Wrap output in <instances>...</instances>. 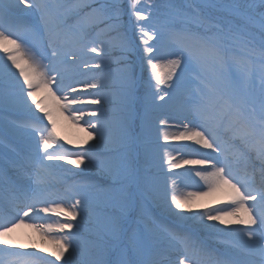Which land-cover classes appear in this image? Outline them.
<instances>
[{
  "label": "snow or ice",
  "instance_id": "snow-or-ice-1",
  "mask_svg": "<svg viewBox=\"0 0 264 264\" xmlns=\"http://www.w3.org/2000/svg\"><path fill=\"white\" fill-rule=\"evenodd\" d=\"M138 4L139 0H130L129 7L137 19L145 54L142 59L152 74L143 95L140 82L127 65L125 54L133 49V42L121 31L120 0H82L79 4L69 0H0V52L6 56L0 57V264L48 261L38 251L22 250L28 246L16 245L8 236L25 218L50 219V213L63 220L41 230L64 235L54 237L56 247L50 255L55 260L48 264L62 260L69 248L75 251L80 247L75 229L80 227L77 217L85 218V214L90 216L91 227L84 241L86 259L82 264H264V0H205L203 7H219L227 13L226 18L215 21L195 4L188 6L191 11L169 5L161 18L153 21L151 7L139 8ZM21 7L34 17L31 24L12 17L13 10ZM84 9L88 11L80 15ZM70 15L77 17L71 25ZM256 25L258 52L257 36L248 30ZM93 30L95 36L90 39ZM29 44L48 60L47 64L37 58ZM115 51L122 55L104 62L103 57ZM85 52L95 54L93 58L100 61L92 66L96 70L111 64L122 67L94 77L91 83L74 80L78 58ZM162 67L166 69L163 73ZM186 78L195 87L183 92L184 116L178 125L183 131L174 135L164 131L163 140L192 141L183 145L193 149L185 154L205 158L177 163L165 152L160 159L170 169L200 166L189 171L195 172L207 192L178 196L172 181L169 200L167 189L153 172L159 149L168 147L159 143L154 113L173 101L174 90ZM53 87L62 93L60 97H55ZM84 89L97 91L86 93ZM102 89L110 91L102 93ZM37 90L47 91L58 103L65 101L59 106L76 122L85 113L73 105L91 107L102 101L115 105L108 119H101L103 111L88 114L99 121L88 122L92 129L88 138L95 134L97 143L78 152L54 149V144L59 149L63 144L55 133L52 111L37 99ZM81 95L98 98L70 99ZM17 110L30 116L20 121L7 115ZM45 118L51 127L44 123ZM159 126L170 127L165 119L159 120ZM5 129L14 134L29 133L35 140L34 148L30 143L18 146L11 142L3 134ZM82 143L87 144V140ZM99 148L108 155H94ZM85 159L104 178L101 183L74 185L67 194L53 190L50 178L58 167L53 162L68 160L79 166ZM214 191H226L229 202L193 211L188 203L193 196ZM137 198L141 208L145 200L164 201L178 219L194 220L208 230L209 239L227 237L221 242L233 258L217 254L189 232L153 227L150 220L145 222L144 235L125 227ZM68 200L72 202L65 207ZM225 217H235V221ZM233 223L243 227H228ZM161 232L165 234L162 242ZM63 264L71 261L65 258Z\"/></svg>",
  "mask_w": 264,
  "mask_h": 264
},
{
  "label": "bare ground",
  "instance_id": "bare-ground-1",
  "mask_svg": "<svg viewBox=\"0 0 264 264\" xmlns=\"http://www.w3.org/2000/svg\"><path fill=\"white\" fill-rule=\"evenodd\" d=\"M200 1L205 3V0H200ZM11 15L14 19H18L23 23L31 24L34 21V17L32 16V14L30 12L25 11L22 7L20 9L13 10ZM11 38L15 39L16 37L13 36ZM28 46L32 47L31 44H29ZM8 47H12V46L8 45ZM32 51L37 54V58L40 59L43 64L48 63V60L43 59L42 57L39 56L37 49L35 47H32ZM48 52L50 54V49L48 50ZM17 55H20V53H17ZM0 57H4V59H6V56L3 52H0ZM99 62L100 61L94 58L88 60L85 57L79 56L76 65L77 74L75 75L74 80H82L91 83L94 77H99L100 75L108 73L109 72L108 67H104L100 70H96L92 68L93 65ZM20 63L23 65L24 60H21ZM85 63L89 65L88 69L84 67ZM72 87L79 89L80 85L76 83H72ZM83 91L86 93H95L97 90L84 89ZM101 91L102 93H108L110 89H102ZM61 95L62 93L60 92L55 93V97H60ZM90 98L95 99L98 97H96L95 95L92 96L81 95L78 97L77 96L70 97V99H80V100H88ZM174 98H176L175 94H174ZM37 99L43 100L45 106L51 109L53 120L55 121L57 128L67 138L66 141H68L67 142L68 145L76 152L82 149H87L90 145H95L99 139V137L96 136L95 134L93 135L92 139L88 138V132L92 131V129L89 127L88 122L89 121L91 123L99 122L96 117H91L88 114L90 112H97L99 114L100 111H103L105 113V116L101 117V119H108L112 116V109L115 107V105L104 103L103 101L101 105L91 106V107L73 105V108H78L80 109V111L85 113V115L81 117L80 121L76 122L71 118L72 114L69 111H65L63 108L59 106V104L65 103V101L60 100L58 103L57 100L45 90H37ZM29 103H31V101H29ZM159 108H161L162 110L158 113H155V117L157 119L154 120V125L159 128V138H160L159 143L168 144V147L166 149L164 148L159 149V154L155 161L157 166L153 169V172L157 176L161 184V187L167 189L169 200L171 195L173 194L172 181L176 182L175 194L178 196L186 195L189 192L192 193L207 192V188L201 186L203 182L200 181L199 177L195 176V172L189 171V169H198L200 166L182 165L180 168L170 169L169 165L166 162L161 161L160 157L164 156L165 152L171 153V155L175 157L177 163H181L182 160L204 159L205 157L202 155L185 154L187 152L193 151V149L183 147V145L192 144L193 143L192 141L185 140V141L165 142L163 140L164 131H167L170 135L179 134V132L183 131V128L178 127V125L182 123V117L184 116V112L181 110V105H177L173 103V101L170 102L168 106H162ZM24 113L25 115H30V113L24 110L9 112V114H14L15 116L22 115ZM76 114H79V112H77ZM160 119L167 120L170 127H167L165 129L162 126H159ZM44 122L49 123L46 118ZM85 129H87V131H85ZM85 140H87V144L82 143ZM194 148H201V146L194 145ZM201 151H208V150L201 148ZM101 154L106 156L108 155V152L104 148H99L94 153V155L96 156ZM86 165L88 169L91 170L92 166H89L88 162ZM228 202H229V197L226 191H214L207 195H195L191 198L190 201H188V203H190L193 206V211H203L206 207H222L224 204ZM143 204L145 205V209L141 210V212L144 217L148 218L145 220V222L150 220L153 222H157L160 226H164L169 229H177V231L179 230V231L189 232L194 238L196 237V239L203 240L206 244H209V248L215 250L217 254L219 255L221 254L222 256L227 255L225 245L221 242L222 240L227 239V237H221L220 240H216L215 238L209 239L208 230L196 224L194 220L178 219L174 215V213L169 212L167 210V204L164 201H160L156 203L150 200H145L143 201ZM172 207L174 208V205ZM48 215L51 216L49 220L31 219L32 221L31 225L25 223H18L17 227H15L13 231L9 233L8 238L12 240L16 245L28 246L26 249H22V250L38 251L42 256H47L48 261L55 260V257H52L50 255V252L54 250L56 247V240L54 239V237L58 238V235H64V233H60V234H57L55 232L46 233L43 232L41 228L48 224L55 225L56 220L60 219L62 221L63 217H57L55 214L52 213ZM186 215L190 216L191 213H186ZM81 218L82 217H77V221H79V224L82 223ZM225 218L235 221V217H225ZM74 222L76 223V221ZM145 222L143 223L144 226H145ZM209 223L219 224L218 221H210ZM220 227L223 228L225 226L220 225ZM228 227L241 228L243 226L238 223H233L231 225H228ZM34 245L36 246L35 248L32 247ZM42 249H48L49 252L47 253L43 252ZM65 258L70 260L71 263L73 262V260H75L74 251L72 248H69V251L65 253V257L62 258V260L60 261H56V264H62L63 259ZM227 258L231 259L233 257L231 255H227ZM238 258L242 259L243 257L241 256ZM48 261H45L44 264H48Z\"/></svg>",
  "mask_w": 264,
  "mask_h": 264
},
{
  "label": "rangeland",
  "instance_id": "rangeland-1",
  "mask_svg": "<svg viewBox=\"0 0 264 264\" xmlns=\"http://www.w3.org/2000/svg\"><path fill=\"white\" fill-rule=\"evenodd\" d=\"M125 1H126V3H125ZM81 2H82V0H71L70 4H79ZM120 2H121L122 9H123L121 24H122V22H125V20L127 21V24L125 26L127 27V29L130 32V38L133 42V45L136 47L135 50H140L143 52V44L140 43L139 28L137 26V19L134 15H132L131 9L129 7L130 0H120ZM150 2L155 3L153 0H139L138 7L139 8L151 7L152 13H153V21H156V20L161 18V14L166 12L168 10V8L161 10L160 8H156L155 6H153ZM175 2L176 3L174 5H177V7L175 6L176 8H179L182 10H187V11L192 10V9L188 8L189 5L195 4V5L199 6V10L203 15L208 16L213 21L220 19V18H226L227 17V13L224 10H211L209 7H203L199 3H196L194 0H178V1L175 0ZM241 2L243 3V2H245V0H241ZM76 20H77V17L70 15L68 23L70 25L74 24L76 22ZM153 21H149V23H152ZM235 22L241 23L238 20ZM141 23H143V22H141ZM248 30L251 32H254L257 36V41L255 44V47H256L257 52H258L259 51V39H258L259 30L256 26H250ZM89 38L91 39L93 37L90 36ZM89 47H91V45H89ZM91 55H95V54H88L87 52H85V54H83L81 56L85 57L89 60V59L93 58V57H89ZM120 55H122V54H120V52H119V54H116V55L113 54V56H120ZM144 55L145 54L143 52V56ZM143 56L141 53H137V59L136 60L139 62V69H138V73L136 75L134 74V77L141 82V86H146L148 84V82L151 80L152 74H151V70L146 67V62L145 61H143V63L141 62V59L143 58ZM104 57H107L108 59L112 58L110 56H104ZM126 57H128V56H126ZM104 62H107V61L104 60ZM136 63L131 62L129 64V68H132L133 65ZM119 67H122V65L111 64V66H110L111 69L109 71L117 69ZM164 71H166V69L162 67L161 72L163 73ZM153 82H154V80L152 81V83ZM256 86H257V88L259 87V79L258 78L256 80ZM193 87H195V85L189 83L187 78H186L185 81L181 83L180 88H178L174 91H176V92L177 91H183L184 92L185 89L193 88ZM140 90H141V87H140ZM178 97L183 98V94L180 93L178 95ZM7 131L10 132L8 129H7ZM10 133L14 136L25 139V140H23V144L30 143L32 146H35V140L31 139V136L29 133H25V132H20L19 134H14L12 132H10ZM57 135H58L57 137H58L60 143L63 144V149H59L58 146L55 144L53 145V148L56 149L57 151L67 150L66 149L67 142H68V141H66L67 138L61 133V131H58ZM49 151H52V149H49ZM103 156H105V155H103ZM97 157H102V156L99 155ZM72 158L74 159L75 157H72ZM62 161L64 163H62ZM62 161H56L53 163H56L58 165V167L56 169L59 170V169L63 168V170H64V172H62L61 175L57 178V182L60 183V180H64V183H61V184L63 186H65L64 188L67 190V193H69L70 189L74 185H79L82 183L96 184V183H101L104 179L103 177H101L100 173L97 171V169L95 167H92L91 170L88 169V167L86 165L87 159H85V162L79 166L71 164L68 160H65V161L62 160ZM59 165L62 166V168H59ZM92 173H95L96 175H100V177L98 176L97 178H94V176H92ZM71 202H72L71 200H68L64 206L67 207V204L71 203ZM140 204H141L140 200H139V198H137V203H136L135 207L132 210H130L128 213L127 223L125 224V227L129 228L130 230H133V229L137 230L141 235H144L145 231H143L141 226L138 224V223H140L139 220L141 221L143 219H146V217H143L140 214V211H139V210H141ZM81 219H82V223L80 224V227L75 229V232L77 233L76 239L80 242V247L74 251V259H75V260H73L74 264H82V262L86 259L84 241L88 238L89 229L91 227L90 222H89L90 216L85 214V218H81ZM136 220H138V222ZM25 221H26V223H28V225H31V223L29 221H27V220H25ZM74 224H75V222H74ZM153 227H156V224H153ZM163 235H165V234L163 232H161L160 233V237H161L160 242H162V236ZM78 260L80 262H78Z\"/></svg>",
  "mask_w": 264,
  "mask_h": 264
}]
</instances>
